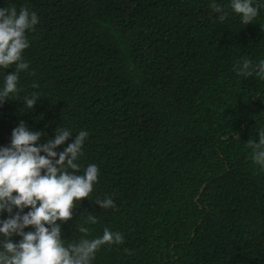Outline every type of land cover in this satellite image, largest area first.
<instances>
[{
    "label": "trees",
    "instance_id": "obj_1",
    "mask_svg": "<svg viewBox=\"0 0 264 264\" xmlns=\"http://www.w3.org/2000/svg\"><path fill=\"white\" fill-rule=\"evenodd\" d=\"M212 2L0 0L39 17L26 33L29 69L0 104V148L21 121L45 133L39 144L71 130L57 153L88 133L79 174L95 164L99 178L72 219L58 221L62 238L78 242L89 214L97 223L85 238L105 228L124 238L92 264H264V168L248 146L264 129V79L234 71L244 58L264 60V0L247 25L231 0H215L229 13L223 22ZM14 70L0 67V90ZM106 197L114 208L96 203Z\"/></svg>",
    "mask_w": 264,
    "mask_h": 264
},
{
    "label": "clouds",
    "instance_id": "obj_2",
    "mask_svg": "<svg viewBox=\"0 0 264 264\" xmlns=\"http://www.w3.org/2000/svg\"><path fill=\"white\" fill-rule=\"evenodd\" d=\"M210 7L220 13L221 22L229 15L215 0ZM230 7L241 16L244 25L253 22L259 13L254 0H231ZM38 22L37 13L27 6H21L19 11L15 6L0 8V67L15 68L5 77L0 104L19 91V74L29 69V62L23 57L24 50L30 47L26 33L34 31ZM234 71L246 78L255 75L264 79V60L253 62L244 58L234 66ZM38 98L35 92L25 97L26 107L33 109ZM55 133L47 143L39 144L45 133L31 131L27 123L21 121L13 129L10 146L0 148V213L10 214L7 219H0V234L4 236L0 241V264H92L103 245L124 242L121 233L109 228L104 229L101 237L85 238L90 232L85 225L97 223V217L89 214L77 228L84 236L78 242L65 244L58 221L64 223L72 219L77 202L89 198L98 182L99 168L90 164L83 170L84 174H79L77 161L83 154L87 132L80 131L74 142L59 153L54 149L64 144L72 131L57 127ZM248 146L252 149L254 163L264 168V129L259 131V141L250 139ZM57 156L59 158L55 159ZM96 203L102 209L115 207L109 197L97 199ZM14 208L19 211L13 215ZM25 208L30 210L24 213ZM29 226L34 231L26 232ZM13 236L22 239L15 242Z\"/></svg>",
    "mask_w": 264,
    "mask_h": 264
}]
</instances>
